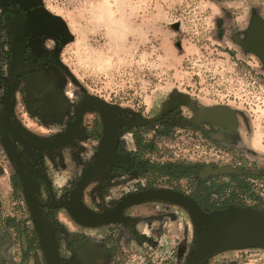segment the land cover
Wrapping results in <instances>:
<instances>
[{"label":"flooded vegetation","instance_id":"af4514ba","mask_svg":"<svg viewBox=\"0 0 264 264\" xmlns=\"http://www.w3.org/2000/svg\"><path fill=\"white\" fill-rule=\"evenodd\" d=\"M243 24L234 40L264 69V0L251 1ZM69 40L66 23L44 0H0V177L5 178L0 184L6 197L16 199L12 211L5 209L0 188V264H117L130 252L140 253L143 264L186 262L196 245L195 227L187 209L176 203H134L98 225L74 219L63 204L89 166L93 169L79 199V206L89 212L108 210L127 194L149 188L187 194L205 211L229 205L261 209L254 198L243 205L236 202L243 201L242 194L216 201L208 188L209 180H236L239 185L260 180L263 186L264 164L249 174L220 176L211 171L215 164L199 161L182 166L176 175L174 167L182 164L153 161L156 151L149 149L155 147L148 143L154 136L145 139L142 131L154 124V134L176 135L180 127L192 147H198L197 140L230 149L241 139L237 112L223 105H200L177 93L150 120L108 102L103 108L69 81L61 59ZM108 127L114 134L113 149L97 156ZM66 132L70 136L62 144L47 145ZM238 165L242 170L247 166ZM160 166L165 173L156 169ZM19 174L47 222L39 232ZM176 180H194L191 191L176 187Z\"/></svg>","mask_w":264,"mask_h":264},{"label":"rangeland","instance_id":"374dc122","mask_svg":"<svg viewBox=\"0 0 264 264\" xmlns=\"http://www.w3.org/2000/svg\"><path fill=\"white\" fill-rule=\"evenodd\" d=\"M251 1L44 0L68 27L70 40L61 59L70 83L82 92L146 120L176 93L200 105H223L237 112L241 139L230 149L197 140L198 147H192L180 127L176 135L154 134V124L142 130L145 139L154 136L148 143L155 147L149 149L156 151L153 161L182 164L174 167L176 175L182 166L201 161L215 164L211 171L220 176L249 174L264 164V69L233 37L244 25ZM239 162L247 166L242 170ZM156 169L165 173L163 166ZM209 181V194L216 201L242 194L243 201L236 202L243 205L254 198L264 210L262 181L245 180L240 185L236 180ZM193 182L176 180V187L190 189ZM5 192L4 208L12 211L16 199ZM140 255L130 252L117 264H143ZM211 264H264V249L224 251L212 256Z\"/></svg>","mask_w":264,"mask_h":264},{"label":"water","instance_id":"95a60500","mask_svg":"<svg viewBox=\"0 0 264 264\" xmlns=\"http://www.w3.org/2000/svg\"><path fill=\"white\" fill-rule=\"evenodd\" d=\"M173 27L178 28V24H175ZM250 39L251 41L248 40V42L255 40L253 37ZM92 98L97 100L103 108H108L109 105H107L105 100L94 95ZM69 136L70 133L66 132L57 139L47 143V145H60L65 141L64 138H68ZM113 146L114 134L112 129L108 127L105 130L102 146L97 156L105 152L109 153L113 149ZM7 149L10 155L15 153L10 148V145L7 146ZM91 169L93 167L89 166L83 171L69 196V201L63 204L73 218L80 223L86 225L106 223L118 217L121 211L131 204L148 200H162L176 203L186 208L193 220L196 245L184 264H206L210 257L228 250L252 247L264 249V210L250 206L229 205L222 209L205 211L193 197L176 190L149 188L127 194L114 207L108 210L99 213L86 211L79 206V199L83 188L88 182ZM21 180L26 191L27 202L31 208L35 226L39 232V229H42L47 222L44 221L45 219L38 209V203L29 189L27 180H24L22 177Z\"/></svg>","mask_w":264,"mask_h":264},{"label":"crops","instance_id":"0c3cea01","mask_svg":"<svg viewBox=\"0 0 264 264\" xmlns=\"http://www.w3.org/2000/svg\"><path fill=\"white\" fill-rule=\"evenodd\" d=\"M4 179H5V178H4L3 176L0 177V181H1V180H4ZM2 182H3V181H2ZM1 196H2V195H1ZM189 234H193L192 229H190ZM178 235H179V234H178Z\"/></svg>","mask_w":264,"mask_h":264}]
</instances>
